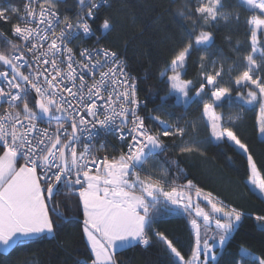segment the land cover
<instances>
[{
	"label": "snow or ice",
	"instance_id": "1",
	"mask_svg": "<svg viewBox=\"0 0 264 264\" xmlns=\"http://www.w3.org/2000/svg\"><path fill=\"white\" fill-rule=\"evenodd\" d=\"M63 2L0 4V253L49 242L55 264H129L125 251L153 249L162 264H264L250 245L225 259L245 221L264 238V211L186 170L227 147L264 203V157L239 132L252 111L264 137V0H74L71 14ZM173 219L187 240L161 227Z\"/></svg>",
	"mask_w": 264,
	"mask_h": 264
},
{
	"label": "trees",
	"instance_id": "2",
	"mask_svg": "<svg viewBox=\"0 0 264 264\" xmlns=\"http://www.w3.org/2000/svg\"><path fill=\"white\" fill-rule=\"evenodd\" d=\"M133 3H154L155 0H131ZM22 0H0V4H20ZM74 0H64L61 4L62 10L71 14L73 11ZM225 29L221 27L217 30L216 45L228 52L227 43L224 41ZM91 43V41H89ZM151 52V50H149ZM163 56H167V46H161ZM230 54V53H229ZM129 61L133 66L140 71L148 68V61L143 55H137L131 50L127 52ZM195 59V57H194ZM160 66V60L154 59L150 69L149 79L147 85L142 87L147 91L148 86L157 83V67ZM195 67L192 68L191 73L194 74ZM159 87H163L160 85ZM156 89H153L155 91ZM151 106V105H150ZM244 119L239 122V132L243 139L249 144L251 150L255 153L256 158L259 160L264 157V137H261L258 132L254 130V124L257 119L258 113L246 112L243 114ZM227 152L231 159H225L224 153ZM244 168L245 161L242 156L234 155L227 147L213 148L210 150L206 157H197L192 160L187 166L186 170L191 172L194 177V182H199L204 186L206 191H213L214 194H219L222 199L240 205L245 211L249 213H259L264 211V203L257 198V195L249 193L245 188L244 182ZM63 202L64 197L60 198ZM67 215L71 216L72 213L68 212ZM72 224H77L76 221H71ZM170 235L187 240L188 233L185 224L178 220L173 219L171 222H166L161 225ZM75 233L76 252L77 254L83 250L82 242L79 238L78 227L69 229ZM251 246L249 249L254 254H259L264 250V238L261 237L258 229L251 219L245 221L244 225L240 228L236 240L230 246L229 251L231 256H226L225 259H234L238 247ZM62 255L58 252L54 243L42 242L34 244L28 248H21L11 254L0 253V264H42V262H51L55 264V260ZM122 259H125L129 264H162L165 257L163 253L153 249L151 251L129 250L122 253Z\"/></svg>",
	"mask_w": 264,
	"mask_h": 264
},
{
	"label": "built area",
	"instance_id": "3",
	"mask_svg": "<svg viewBox=\"0 0 264 264\" xmlns=\"http://www.w3.org/2000/svg\"><path fill=\"white\" fill-rule=\"evenodd\" d=\"M104 139H106L107 141H110V142H115V140H114V138H112V137H107V138H104Z\"/></svg>",
	"mask_w": 264,
	"mask_h": 264
}]
</instances>
